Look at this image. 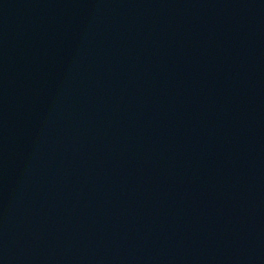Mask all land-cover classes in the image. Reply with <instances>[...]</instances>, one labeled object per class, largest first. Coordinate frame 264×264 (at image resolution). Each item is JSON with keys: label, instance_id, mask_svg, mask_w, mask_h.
I'll list each match as a JSON object with an SVG mask.
<instances>
[{"label": "water", "instance_id": "1", "mask_svg": "<svg viewBox=\"0 0 264 264\" xmlns=\"http://www.w3.org/2000/svg\"><path fill=\"white\" fill-rule=\"evenodd\" d=\"M0 264H264V0H0Z\"/></svg>", "mask_w": 264, "mask_h": 264}]
</instances>
